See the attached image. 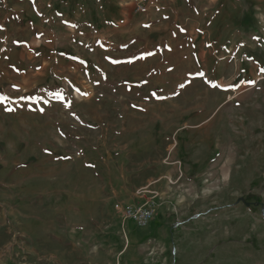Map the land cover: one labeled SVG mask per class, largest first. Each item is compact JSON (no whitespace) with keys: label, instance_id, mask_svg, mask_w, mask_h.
<instances>
[{"label":"rangeland","instance_id":"obj_1","mask_svg":"<svg viewBox=\"0 0 264 264\" xmlns=\"http://www.w3.org/2000/svg\"><path fill=\"white\" fill-rule=\"evenodd\" d=\"M0 264H264V0H0Z\"/></svg>","mask_w":264,"mask_h":264},{"label":"built area","instance_id":"obj_2","mask_svg":"<svg viewBox=\"0 0 264 264\" xmlns=\"http://www.w3.org/2000/svg\"><path fill=\"white\" fill-rule=\"evenodd\" d=\"M135 10L139 13H144L159 0H134ZM123 221L134 225L135 227H144L150 225L156 218V207L153 203L126 206L121 209Z\"/></svg>","mask_w":264,"mask_h":264},{"label":"crops","instance_id":"obj_3","mask_svg":"<svg viewBox=\"0 0 264 264\" xmlns=\"http://www.w3.org/2000/svg\"><path fill=\"white\" fill-rule=\"evenodd\" d=\"M158 210V208L156 209V211ZM157 214H159L158 213V211H157ZM161 220H162V217H161V214H159V215H157V217L155 218V220L150 224V225H148V226H144V227H138L139 229H146V228H148V230L149 231H151V229H152V225H157V223H160L161 222ZM128 225H132V224H130V223H128ZM150 227V228H149ZM138 237H139V242H141V243H145L146 241H150V240H152L153 239V237L152 236H154L155 237V234L153 233V235L152 236H150V237H152V238H149V236H148V234H143V233H141V232H138Z\"/></svg>","mask_w":264,"mask_h":264}]
</instances>
